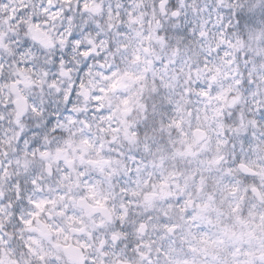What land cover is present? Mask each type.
<instances>
[{
	"label": "snow or ice",
	"instance_id": "obj_1",
	"mask_svg": "<svg viewBox=\"0 0 264 264\" xmlns=\"http://www.w3.org/2000/svg\"><path fill=\"white\" fill-rule=\"evenodd\" d=\"M0 264H264V0H0Z\"/></svg>",
	"mask_w": 264,
	"mask_h": 264
}]
</instances>
